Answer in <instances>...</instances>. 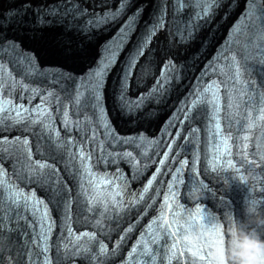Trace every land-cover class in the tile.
<instances>
[{
    "label": "clouds",
    "instance_id": "obj_1",
    "mask_svg": "<svg viewBox=\"0 0 264 264\" xmlns=\"http://www.w3.org/2000/svg\"><path fill=\"white\" fill-rule=\"evenodd\" d=\"M193 198L200 192L193 190ZM243 219L233 222L225 239L222 231L215 228L207 242L208 264H264V211L256 201L242 203ZM209 235L200 230L191 235L192 240Z\"/></svg>",
    "mask_w": 264,
    "mask_h": 264
},
{
    "label": "snow or ice",
    "instance_id": "obj_2",
    "mask_svg": "<svg viewBox=\"0 0 264 264\" xmlns=\"http://www.w3.org/2000/svg\"><path fill=\"white\" fill-rule=\"evenodd\" d=\"M209 3H215V0H208ZM249 2L251 3V0H249ZM122 6H123V0H122ZM205 12L208 11V9H205L204 10ZM0 69H2V65H0ZM106 69L105 68H100L98 69V74L99 75H102L103 74V71H105ZM205 92H212L213 94V101L215 103H217L218 105V101H219V95H218V92H219V89L218 87L215 85V84H212V85H209L207 89H205ZM6 102H3V101H0V112H3L5 109H6ZM196 105H193V107H195ZM17 115L20 114V109H17ZM38 111L40 112V115L41 116H44L46 114V109H38ZM216 111H219V108L217 106L216 108ZM260 119H264V110L261 111V115H260ZM217 127V130L219 132V129H220V125L219 123H217L216 125ZM250 127H255V122L253 121L251 124H250ZM221 136H222V146L220 148L217 149L218 151V154L220 155H223L225 153H228L230 154L229 152V149L231 147V145L229 144V137H223V134L221 133ZM245 140L248 139V137H244ZM25 143H27L25 141ZM246 146V145H245ZM168 158V153H165L164 154V159H162L160 161V164L163 165L165 163V161L167 160ZM188 162L185 161L184 164H187ZM229 165L231 164V161L228 162ZM41 167H45V165H41ZM183 168V165H181V168L180 169H177L176 172H177V175L180 173L181 169ZM157 172H159V169L157 170ZM0 175H2V170H0ZM156 179V175L153 176L152 180H150L148 182V186L145 187V189L143 190L144 193H146L148 191V188L152 186V183L153 181ZM177 177L174 176L173 177V182L171 184H169V189H168V195L165 196V206H166V209L167 211L160 217V219L162 220V225L161 227L163 228L164 226H167L168 229H174L175 228V224L178 222V217L180 216V211H174L173 212V220L172 222H169V219H168V215H167V212H172L173 211V206L175 205V207L177 209H180V210H183L181 208V206L179 205L178 203V200H177V194L176 192L174 191V184H175V181H176ZM4 183L3 180H0V185H2ZM100 183H108V181H104V180H101ZM98 187V185H97ZM118 194V193H116ZM17 195H19V193H17ZM144 197H143V193L140 194V200H142ZM27 199H32V197H28ZM136 203H139V200L135 201ZM37 205H40L42 204L43 202L42 201H36L35 202ZM120 203V206L123 207V202H119ZM199 211V210H198ZM44 218L47 217V212L45 210L44 214H43ZM155 225V221L153 222V225L150 226V228H152L153 226ZM217 231L219 230V228L216 229ZM173 235L176 234V231L174 230L172 232ZM160 237V233L157 232L155 234V239H158ZM183 241L185 243V249L191 253L193 256H199L200 259H204L203 255L200 253V249L199 247H196V250L193 251V247H195V241L191 239V234H188V235H185L183 237ZM179 244H180V241L177 240L176 243L173 245V256H175V251L176 249L179 248ZM133 251L135 252V249H133ZM184 254V250H181L180 251V255H183Z\"/></svg>",
    "mask_w": 264,
    "mask_h": 264
},
{
    "label": "bare ground",
    "instance_id": "obj_3",
    "mask_svg": "<svg viewBox=\"0 0 264 264\" xmlns=\"http://www.w3.org/2000/svg\"><path fill=\"white\" fill-rule=\"evenodd\" d=\"M245 0H239L238 3L236 4V6L233 8V11L228 15V13H226V18L224 23L220 26V30L222 31L224 28L228 27L230 22L234 21L236 15L238 14L239 10L242 8V5L244 3ZM241 4V5H240ZM197 32V34H195ZM224 31L221 32V34H223ZM203 34V32L201 31H194L192 38L193 41L192 43H190L189 46H187V48H190L192 46H194L195 42L198 40V38L201 37V35ZM104 38L102 37V35L99 36H94L93 38H91V42L90 45L88 47H86L85 51H88L89 54H91L93 52V50L100 46L102 44V42ZM106 41V40H105ZM89 43V42H88ZM83 46V44H82ZM76 48L78 47V45L75 46ZM84 51V55H86L87 53ZM71 56V55H70ZM69 56V57H70ZM91 56L86 55V60H88ZM94 58V57H93ZM69 64L72 67V70H83L80 66H79V60L78 57L75 56H71L70 60H69ZM176 101V102H174ZM179 101L178 97H175L173 99H170V106H174L175 103H177ZM110 100L108 99L107 93H104L103 95V103L105 105L109 104ZM137 116H141V115H137ZM165 120V115L163 113H159V114H155L153 117V124L151 125L149 121V124L152 126V131L155 133H158L159 129H160V125L163 123V121Z\"/></svg>",
    "mask_w": 264,
    "mask_h": 264
},
{
    "label": "rangeland",
    "instance_id": "obj_4",
    "mask_svg": "<svg viewBox=\"0 0 264 264\" xmlns=\"http://www.w3.org/2000/svg\"><path fill=\"white\" fill-rule=\"evenodd\" d=\"M61 58H64V57H60V61H62V62H65L64 60H62ZM65 59V58H64Z\"/></svg>",
    "mask_w": 264,
    "mask_h": 264
}]
</instances>
